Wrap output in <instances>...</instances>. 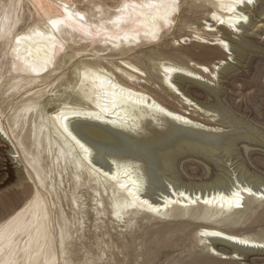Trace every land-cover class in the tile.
<instances>
[{
  "label": "bare ground",
  "instance_id": "bare-ground-1",
  "mask_svg": "<svg viewBox=\"0 0 264 264\" xmlns=\"http://www.w3.org/2000/svg\"><path fill=\"white\" fill-rule=\"evenodd\" d=\"M172 2L0 0V184L15 179L0 264H148L172 248L153 244L164 235L177 238L173 247L190 236L182 264H264L263 226L223 228L263 223L264 179L175 175L185 157L217 163L218 152L228 159L240 144L264 143L254 101L264 98V66L246 68L253 80L242 87L254 96L244 107L213 87L246 79L238 70L251 54L264 59L247 32L250 7L264 20V0H176L165 24L159 14Z\"/></svg>",
  "mask_w": 264,
  "mask_h": 264
},
{
  "label": "rangeland",
  "instance_id": "rangeland-1",
  "mask_svg": "<svg viewBox=\"0 0 264 264\" xmlns=\"http://www.w3.org/2000/svg\"><path fill=\"white\" fill-rule=\"evenodd\" d=\"M258 4H259V1H257L256 4H254V7L258 6ZM250 8H251L250 11H252L253 14L251 12V14H248L249 16L247 17V19H249V24L247 26L248 27L247 32L249 34L248 36H251V39L254 41L255 44L264 48V20L258 23L257 22L259 21L258 18L254 17V9L252 7ZM244 34H245V31L242 32L241 35H237L236 39L238 40L239 37L243 36ZM227 59L231 60L230 64L236 67V61L234 59H232L230 56H228ZM246 62H247V67H245L243 71L238 70V72L241 75L248 73L247 74L248 77L246 79L241 78L240 79L241 81L239 80L233 83L232 86L230 87L222 86L219 82H215L216 83L215 85L213 84V87L215 86L216 89H220L219 87L221 88L224 87L225 89L226 87V89L228 90L226 92H229L228 98L232 100L231 102L234 106L241 104L243 105L242 107H244L245 103L250 101V99H252V97L254 96L253 88L246 89L242 87L243 80L246 82L253 80L252 78L253 74H249V70H247L246 68L248 67L258 68V67L264 66V59H260L257 54H255V56L254 54H251L249 59ZM258 81L263 84L264 76L263 75L260 76L258 78ZM261 98L259 97V99L257 98L254 99V101L256 102L255 108L258 111H261L262 109H264V102H263L264 98L263 97ZM222 129H219L218 131V132H221V134H226L230 130L229 128L228 129L222 128ZM142 134H147V131H144ZM9 146H11L10 143H9ZM231 156L232 158L230 157L227 159L224 153L218 152L214 156V158L218 160L217 163L207 158L191 157V156L185 157L179 160L175 175L179 179L181 180L183 179L182 181H186L189 179L186 182H191V183L192 182L193 183L210 182L214 177L221 175L223 173H228V172L234 173V175H237L240 177L242 176V178H245L244 176L245 174H255L264 179V143L261 145L259 144L257 146H249L247 148H245V146L240 144L236 147L235 152ZM16 160L18 159H14L13 162H16ZM17 165H20L19 162L18 164L8 165L9 166L8 171L10 173L14 172L15 170L13 168ZM3 173L4 172L0 171V178L3 176ZM5 173L7 175L8 172H5ZM9 175L11 176V174ZM14 180L15 179L12 177L10 181L1 182L0 184V203H1L0 204V216L6 211L7 207H4L5 206L4 203L6 204L5 200H7V196H11V194L13 193V191L11 192V189H13L12 186L14 184ZM162 180L163 179L159 180V184L161 186L169 185L167 181L165 182L164 180L163 181ZM145 185L149 186L147 182H145ZM157 192H158L157 190L152 191V193L158 198V195L160 193L159 192L157 193ZM155 196L153 198H156ZM3 198H5V200ZM224 223H223V228L231 230V231H236V232H247L251 228L252 229L251 232L253 233V232H257V228L261 226H263V229H264V220H263V223L260 222L252 226H249V225L247 226L249 222L245 224L242 221L240 222V224L239 223L235 224L234 222H231L228 220H227L228 224L227 223L224 224ZM183 239L185 241L183 246L178 245L176 247H173L175 243H177V238L175 236L173 237H171L170 235H164L162 237L154 236L152 239L153 244L158 241L159 242L163 241V242H166L169 245V247H172V248H167L168 250H166L164 253L156 252L152 256V258L148 261L149 262L148 264H182L183 262L188 261L190 258L189 251H188L189 249H187L186 247L184 249V246L188 243L187 241L190 239V236L186 235ZM240 264H245V263L240 261Z\"/></svg>",
  "mask_w": 264,
  "mask_h": 264
},
{
  "label": "snow or ice",
  "instance_id": "snow-or-ice-1",
  "mask_svg": "<svg viewBox=\"0 0 264 264\" xmlns=\"http://www.w3.org/2000/svg\"><path fill=\"white\" fill-rule=\"evenodd\" d=\"M236 2L239 3V2H242V0H236ZM247 2H248V3H252V0H247ZM177 6H178V5L176 4V0H173V2H172L171 5H164L165 11H164L163 13H160V14H159V18H160V19H163L164 22H165V24H167V23H168V16L171 14V13L168 11V9L170 8L171 11H175L176 8H177ZM127 7H133V8H134L135 5H127L126 8H127ZM154 7H155V6H154ZM227 7L229 8V11H233V12L235 11V8L233 7L232 4L227 5ZM80 18L83 19L82 16H81ZM241 19L246 20V17H245V16H242ZM57 23H58V22H55V21L53 22V27H54V28L56 27V24H57ZM153 38H155V32H153ZM48 39H49V40H53L52 37H48ZM126 39H136V36L126 37ZM52 47H53V48L55 47V42H54V40H53V43H52ZM41 70H42V69H41ZM207 70H208V69H205V71H207ZM33 71H37V69H36V68H33ZM74 115H80V113H74ZM176 118L179 119V117H176ZM58 119H63V114H61V116L58 117ZM61 127L63 128V132H64V133H67L69 136H71V133L69 132L67 125L62 124ZM72 138L75 139L74 137H72ZM76 143L79 144V147H80L81 149H83V151H84L85 153L88 152V149L85 148L83 144H81L79 141H76ZM130 195H133V196H134L133 193H130ZM181 195H183V194H181ZM197 199H199V198H197ZM234 199H235L236 207H240V193H239V192L234 193ZM141 203H142V204H146L147 202H146V201H141ZM204 203L208 204V203H211V201L205 200ZM229 203L231 204L232 201H229ZM149 207L151 208V206H149ZM151 210L154 211V212H159V211H160V209H158V208H151ZM218 234H219V233H212L211 235H218ZM241 243H246V241H241Z\"/></svg>",
  "mask_w": 264,
  "mask_h": 264
},
{
  "label": "water",
  "instance_id": "water-1",
  "mask_svg": "<svg viewBox=\"0 0 264 264\" xmlns=\"http://www.w3.org/2000/svg\"><path fill=\"white\" fill-rule=\"evenodd\" d=\"M230 184H231V182H228V183H227L228 187L230 186Z\"/></svg>",
  "mask_w": 264,
  "mask_h": 264
}]
</instances>
